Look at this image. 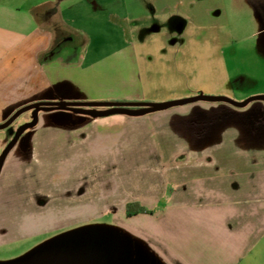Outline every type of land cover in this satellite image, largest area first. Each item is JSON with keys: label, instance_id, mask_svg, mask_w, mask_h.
I'll list each match as a JSON object with an SVG mask.
<instances>
[{"label": "crops", "instance_id": "obj_1", "mask_svg": "<svg viewBox=\"0 0 264 264\" xmlns=\"http://www.w3.org/2000/svg\"><path fill=\"white\" fill-rule=\"evenodd\" d=\"M178 3L0 0V124L31 103L65 102L88 108L117 104L103 98L113 97V88L132 87L124 84L140 75L137 52L141 48L134 45L140 41V21L178 13L194 1ZM167 109L146 115L60 110L38 114L36 123L21 132L0 169V232L3 226L16 228V223L33 232L34 222L39 224L42 216L57 217L65 204H74L55 191L66 187V177L50 184V172L59 176L70 165L67 186H78L82 195V187L102 185L96 172L104 164L94 155L119 151L128 174L130 157L145 154L146 162L138 170L155 176L146 181L139 178L134 184L129 178L127 189L138 186L139 193L126 203L138 202L152 213L125 214L122 221L123 230L143 246L145 264H264V104L250 108L253 124L243 135L236 130L209 134L202 130L207 117H187L184 113L190 108ZM166 119L178 129L173 135L177 141L188 136L205 142L187 151H169L165 159H159L152 124L160 123L156 128L162 129ZM16 132L0 129V159ZM241 136L251 144L253 140V165L222 164L214 156L216 150ZM106 193L112 195V191ZM67 194L70 198L71 191Z\"/></svg>", "mask_w": 264, "mask_h": 264}, {"label": "rangeland", "instance_id": "obj_2", "mask_svg": "<svg viewBox=\"0 0 264 264\" xmlns=\"http://www.w3.org/2000/svg\"><path fill=\"white\" fill-rule=\"evenodd\" d=\"M192 1V5L180 7L175 15L167 13L157 19L150 17L140 21L137 33L140 41L134 44L141 48L137 52L140 75L128 79L124 84V87L132 86L129 90L113 88V97L103 100L130 101L132 105L123 106L137 108L141 106L136 105L145 101H171L196 95L226 96L233 100L264 95V0H253V5L249 0ZM176 2L180 3L181 0H171V4ZM158 25H161L159 30H154ZM256 103L264 104V101L254 100L243 107H236L223 101L199 100L167 110L190 108L184 113L187 117L204 120L207 117L208 126L204 123L202 130H208L212 135L217 130H236L243 135L249 132L253 124L250 108ZM52 110L76 114L73 110L55 108L41 109L37 115ZM34 120V109H27L1 130L18 131L26 124L25 121ZM161 124L163 127L160 130L156 128L160 123L152 124L157 132L153 138L161 160L166 158L169 151H187L205 142V139H190L188 136L177 141L173 135L179 131L172 126L170 119ZM16 134L5 146L2 156L10 143L18 140L14 141ZM252 147L253 140L251 144L250 139L241 136L239 140L227 142L218 153L216 150L214 156L219 157L222 164L251 167ZM144 155L130 157L128 174L121 165L119 151L94 155L93 159L104 164L96 172L97 180L102 185L82 187V195L78 194V186L75 189L67 186L70 184L68 177L72 175V171L68 170L70 165H66L65 172L61 170L59 176L54 175L55 171L50 172L47 177L50 184L66 177V187H56L55 191L63 194L69 202L74 201V204H65L58 218L42 216L38 219L39 224L34 222L33 232L27 230L26 225L21 226V223H16L13 229L3 226L0 232V264H145L146 256L141 251L143 246L122 228V221L126 218L125 203L139 193L138 186L132 185L127 189L128 179L134 184L139 178L146 181L155 176L138 170L146 162ZM82 157L91 159V155ZM183 159V154L178 155V161ZM134 165L137 168H131ZM91 175L94 177L95 171ZM160 178L165 176L162 174ZM117 182L124 186H116ZM67 191H71L70 198ZM108 191H112L110 197L106 196ZM42 229L46 231L42 232Z\"/></svg>", "mask_w": 264, "mask_h": 264}, {"label": "water", "instance_id": "obj_3", "mask_svg": "<svg viewBox=\"0 0 264 264\" xmlns=\"http://www.w3.org/2000/svg\"><path fill=\"white\" fill-rule=\"evenodd\" d=\"M199 100H207V101H223L230 103L236 107H243L254 100H263L264 101V95H254L250 96L244 100H233L226 96H216V95H196L192 97L187 98H181L171 101H165V102H158V103H152V104H145L141 107L137 108H130L128 106H123L121 104H107L103 103L100 105H97L98 108H88L85 107V105H74V104H68L65 102H42V103H31L27 104L25 106H22L18 109L17 112L14 113V115L11 117V119L7 122V124H0V129L5 128L8 126L17 116H19L22 112H24L27 109H34L35 113V120L32 122H29L28 124H25L22 126L18 131L14 138V141L19 137L21 132L28 126H31L34 124L37 118V112L41 109H66V110H73L76 112H81L85 114L90 115H110L115 113H122V114H129V115H141L149 112H154L158 110H163L166 108H170L172 106H177L181 104H186L194 101ZM14 142H11L7 151L4 152L3 156L0 159V169L3 163V160L8 152V150L11 148Z\"/></svg>", "mask_w": 264, "mask_h": 264}, {"label": "trees", "instance_id": "obj_4", "mask_svg": "<svg viewBox=\"0 0 264 264\" xmlns=\"http://www.w3.org/2000/svg\"><path fill=\"white\" fill-rule=\"evenodd\" d=\"M115 103L121 105H132L130 101H116ZM134 104V103H133ZM140 104V103H139ZM137 107V105H136ZM138 213H152V210L145 208L144 206L140 205L138 202H128L125 205V214L127 216H132Z\"/></svg>", "mask_w": 264, "mask_h": 264}]
</instances>
